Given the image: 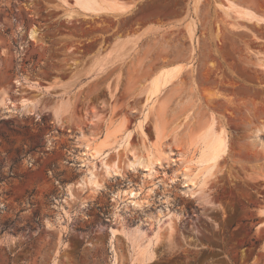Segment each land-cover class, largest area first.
Instances as JSON below:
<instances>
[{"label": "rangeland", "instance_id": "rangeland-1", "mask_svg": "<svg viewBox=\"0 0 264 264\" xmlns=\"http://www.w3.org/2000/svg\"><path fill=\"white\" fill-rule=\"evenodd\" d=\"M93 2L0 0V264H264V0Z\"/></svg>", "mask_w": 264, "mask_h": 264}, {"label": "bare ground", "instance_id": "bare-ground-1", "mask_svg": "<svg viewBox=\"0 0 264 264\" xmlns=\"http://www.w3.org/2000/svg\"><path fill=\"white\" fill-rule=\"evenodd\" d=\"M77 1H81L82 4L84 6H86V7H88V8H94L95 3H96V2L95 3L93 2L94 0H77ZM92 2L94 3V5H93ZM100 5H102V2H101ZM174 67L175 66H173L171 68L167 67V68L161 69L159 72H157V74H155L153 76V78L151 79L152 82L150 84V88L148 87V90H149L148 96H150V94L152 95V93L153 94L156 93L161 86H163L165 83H167L174 76L173 75V72L175 71ZM148 99H150V97ZM144 119H145V117H144ZM142 122L138 123V125L140 127H141V123ZM202 126L203 127L200 128L201 132L197 131V133H199V134L196 137H194V139L196 140V141L194 140L196 142V144L197 145L199 144L198 145L199 147L197 148L198 149L197 150L198 151V157H197L198 159L196 160V163H199L201 165V168L196 173H194L193 176L191 177V182H193V183H196L198 181L199 177H201V176L203 177V175L205 176V174H207V173H209L211 171V169L216 164V162H217L218 158L220 157V155L226 149V135H225V132H223V130H214L213 122L211 120L207 121ZM197 128H198V126H197ZM195 129H196V127H195ZM194 141L193 142L190 141V143L191 142L195 143ZM102 144L103 143H101V142H97L95 144H92V146H89L90 145L89 143L86 144L87 148L84 150L85 154L88 153L89 155H91L93 157L98 155V154H100L102 146H103ZM158 158L159 157H156L157 160H158ZM154 160H155V158H154ZM154 160L153 159H148L146 161V163H147L146 166L149 167V165L151 163H153ZM105 170H106L107 173L115 172V170L108 164H105ZM201 180H203V179H200V181ZM87 182H91V183H93L94 186H98V183L93 181L91 176L86 179V183ZM136 194H137V192L134 189L131 188V189L126 190L123 195H129L128 197L134 198L136 196ZM130 200L133 201L134 203L136 202L133 199H130Z\"/></svg>", "mask_w": 264, "mask_h": 264}]
</instances>
